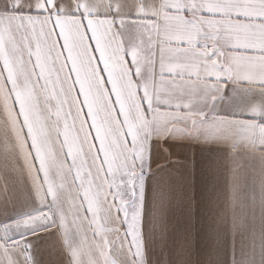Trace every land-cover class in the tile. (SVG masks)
Listing matches in <instances>:
<instances>
[{
  "label": "snow or ice",
  "instance_id": "1",
  "mask_svg": "<svg viewBox=\"0 0 264 264\" xmlns=\"http://www.w3.org/2000/svg\"><path fill=\"white\" fill-rule=\"evenodd\" d=\"M0 264H264V0H0Z\"/></svg>",
  "mask_w": 264,
  "mask_h": 264
},
{
  "label": "crops",
  "instance_id": "2",
  "mask_svg": "<svg viewBox=\"0 0 264 264\" xmlns=\"http://www.w3.org/2000/svg\"><path fill=\"white\" fill-rule=\"evenodd\" d=\"M194 150L195 149L193 148V151ZM247 166H248L250 177H254V176L258 175V173H259V162L258 161H253L251 159H248L247 160Z\"/></svg>",
  "mask_w": 264,
  "mask_h": 264
}]
</instances>
